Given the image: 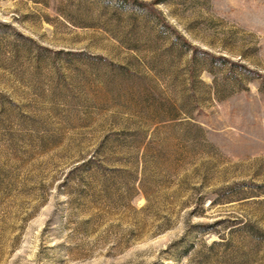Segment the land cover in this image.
Segmentation results:
<instances>
[{"label": "rangeland", "instance_id": "1", "mask_svg": "<svg viewBox=\"0 0 264 264\" xmlns=\"http://www.w3.org/2000/svg\"><path fill=\"white\" fill-rule=\"evenodd\" d=\"M0 264H264V0H0Z\"/></svg>", "mask_w": 264, "mask_h": 264}]
</instances>
